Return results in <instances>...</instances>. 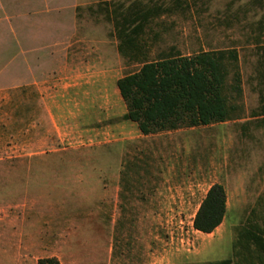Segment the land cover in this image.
<instances>
[{
  "label": "rangeland",
  "instance_id": "374dc122",
  "mask_svg": "<svg viewBox=\"0 0 264 264\" xmlns=\"http://www.w3.org/2000/svg\"><path fill=\"white\" fill-rule=\"evenodd\" d=\"M263 23L264 0H0V264L236 259L239 229L264 221V126L249 117ZM203 52L233 117L142 133L118 80ZM215 183L227 212L207 234L193 222Z\"/></svg>",
  "mask_w": 264,
  "mask_h": 264
},
{
  "label": "trees",
  "instance_id": "16d2710c",
  "mask_svg": "<svg viewBox=\"0 0 264 264\" xmlns=\"http://www.w3.org/2000/svg\"><path fill=\"white\" fill-rule=\"evenodd\" d=\"M144 20H147L144 17ZM139 17L126 21L124 31L129 43L136 42L135 35L144 26ZM236 91H240V76ZM121 96L127 104L126 117L138 123L142 133L152 134L174 130L183 126L208 125L233 117L234 105H227L225 76L211 54L174 55L145 62L142 68L118 80ZM227 212V193L223 184L215 183L202 200L194 218V228L203 233H213L224 221ZM244 259H264V221L249 220L238 233L235 248ZM253 253V254H252ZM257 257V258H258ZM38 264H61L56 257L42 258ZM210 264H236L233 258Z\"/></svg>",
  "mask_w": 264,
  "mask_h": 264
},
{
  "label": "crops",
  "instance_id": "0c3cea01",
  "mask_svg": "<svg viewBox=\"0 0 264 264\" xmlns=\"http://www.w3.org/2000/svg\"><path fill=\"white\" fill-rule=\"evenodd\" d=\"M264 24V23H263ZM260 36H262L263 39H258L257 43H255V76L254 79L256 81V91L258 93L259 98V107L256 110L251 111L250 118H254V120H257V123L261 126H264V26L260 28ZM96 94V93H95ZM92 96V95H91ZM90 98V97H89ZM90 102V100H88ZM219 228V227H218ZM255 259H244L242 256L238 257L239 254H237V258L233 259L236 264H264V259H259L258 255L259 252L254 251ZM252 253V254H253ZM243 254V253H242ZM240 254V255H242ZM245 255V254H243ZM258 257V258H257ZM223 259H219L214 262L221 261Z\"/></svg>",
  "mask_w": 264,
  "mask_h": 264
}]
</instances>
